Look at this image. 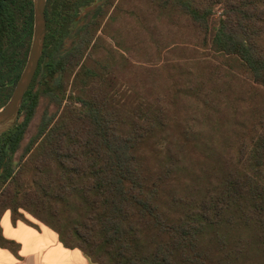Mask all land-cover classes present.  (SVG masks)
Wrapping results in <instances>:
<instances>
[{"label":"trees","instance_id":"trees-1","mask_svg":"<svg viewBox=\"0 0 264 264\" xmlns=\"http://www.w3.org/2000/svg\"><path fill=\"white\" fill-rule=\"evenodd\" d=\"M144 2L136 25L181 18L203 51L177 60L166 86L136 56L177 36L119 40L117 0H47L43 58L0 134V247L20 249L2 234L10 212L95 264H264V0ZM33 31L34 0H0V110ZM42 99L56 112L24 146Z\"/></svg>","mask_w":264,"mask_h":264},{"label":"rangeland","instance_id":"rangeland-1","mask_svg":"<svg viewBox=\"0 0 264 264\" xmlns=\"http://www.w3.org/2000/svg\"><path fill=\"white\" fill-rule=\"evenodd\" d=\"M120 3H122L121 5L124 8V13L119 17L118 23L113 30V33L119 37V40H123V36L132 33L136 35L137 39L140 40V42L143 44L148 45L150 41L158 40L160 41V44L162 43L166 45L170 43L174 37L177 36L179 45L174 48H166V50H164V53H162L161 55L158 51L156 52V50L147 49V55L136 56V58H138L137 65L146 69V71H141L140 75L143 78L150 79L151 84L158 87L166 86L172 74V69L175 70L178 67L175 65L177 64V60H181L183 64H190L191 57L196 54H198L199 57L201 56V53L203 51L199 50L200 47L198 35L194 30L184 28L181 18H175L178 20L176 22H181L179 26L170 27V25L168 26L165 23H161L158 27L151 28L146 31L140 25H136V23L133 21L138 19L143 20L142 10H146V3L144 2V0H117L116 5ZM135 9L140 14V17H134L133 15H131V13L133 12L132 10ZM112 12H114V9H112L111 14ZM223 12V5L217 7L215 10L214 19L217 20ZM127 16H129V18ZM147 21L158 22L155 20L154 15L148 17ZM159 21L166 22V20ZM178 48H182V50L180 52H177L176 50ZM56 109V105L50 104L49 100H41L35 118L29 128L24 146H26L30 142V140L37 135L42 124L43 117L46 114H54L56 112ZM22 154L23 150L19 152L17 158H20ZM31 220L36 222L32 218Z\"/></svg>","mask_w":264,"mask_h":264},{"label":"crops","instance_id":"crops-1","mask_svg":"<svg viewBox=\"0 0 264 264\" xmlns=\"http://www.w3.org/2000/svg\"><path fill=\"white\" fill-rule=\"evenodd\" d=\"M5 239L20 246L18 254L0 247V264H95L79 249L66 248L52 229L28 223H13L10 212L1 220Z\"/></svg>","mask_w":264,"mask_h":264},{"label":"water","instance_id":"water-1","mask_svg":"<svg viewBox=\"0 0 264 264\" xmlns=\"http://www.w3.org/2000/svg\"><path fill=\"white\" fill-rule=\"evenodd\" d=\"M47 31V0H34V31L29 57L11 99L0 110V134L19 121L24 99L44 55Z\"/></svg>","mask_w":264,"mask_h":264}]
</instances>
